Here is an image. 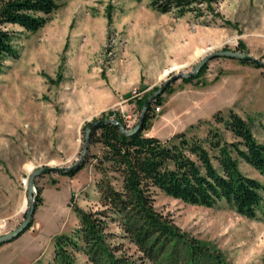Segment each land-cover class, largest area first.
Masks as SVG:
<instances>
[{
    "label": "rangeland",
    "instance_id": "1",
    "mask_svg": "<svg viewBox=\"0 0 264 264\" xmlns=\"http://www.w3.org/2000/svg\"><path fill=\"white\" fill-rule=\"evenodd\" d=\"M59 5L35 33L8 27L17 58L6 60L0 73V236L23 222L33 171L77 163L85 125L102 115L120 116L132 129L142 114L139 102L164 84L148 136L164 141L186 132L205 139L212 128L233 143L237 140L214 119L232 110L264 145V66L219 57L209 60L204 72L203 66L195 77H183L219 51L244 53L264 64V0H217L214 11L201 18L159 14L150 0H60ZM174 66L179 69L162 77ZM102 152L99 144L89 147V155ZM239 169L264 187V175L242 160ZM101 178L92 158L73 177L58 171L37 177L34 195L40 190L42 202H35L32 226L0 246V264H52L55 237L74 235L79 227L72 207L103 210L96 189ZM261 195L255 219L224 202L192 206L158 191L153 206L227 263L264 264V190ZM107 233L119 249L115 255L131 263L189 264L183 245L151 261L115 222ZM74 256L78 264H89L83 254Z\"/></svg>",
    "mask_w": 264,
    "mask_h": 264
},
{
    "label": "trees",
    "instance_id": "2",
    "mask_svg": "<svg viewBox=\"0 0 264 264\" xmlns=\"http://www.w3.org/2000/svg\"><path fill=\"white\" fill-rule=\"evenodd\" d=\"M59 2L0 0V73L6 60L17 58L13 32L8 27L18 26L35 33L59 9ZM216 3L217 0H150V7L159 14L173 13L178 18L192 14L201 18L213 12ZM204 70L205 66L201 73ZM145 101L139 102L141 107ZM161 102V95L152 101L139 130L132 135L123 133L105 115L92 121H105L93 127L89 136V147L102 146L101 157L89 155L88 148L83 160L63 175L75 176L92 158L102 176L96 189L103 210L86 212L72 207L79 227L74 235L55 237L52 264H78L74 256L77 253L83 254L89 264H134L117 257L115 253L119 249L108 242L107 228L112 222L148 260L155 261L171 248L183 245L189 264L208 260L229 264L218 251L181 232L170 219L159 214L154 209L153 196L158 191L183 203L205 208L224 202L238 215L255 219L264 187L240 171L239 160L264 175V145L255 139L249 124L232 110L226 117L219 114L214 119L237 140L233 143L226 142L212 128L205 139L189 136L186 132L164 141L148 136L153 106ZM114 120L127 131L131 130L120 116L116 115ZM35 202L36 205L42 202L40 190ZM31 226L32 221L26 231Z\"/></svg>",
    "mask_w": 264,
    "mask_h": 264
},
{
    "label": "water",
    "instance_id": "3",
    "mask_svg": "<svg viewBox=\"0 0 264 264\" xmlns=\"http://www.w3.org/2000/svg\"><path fill=\"white\" fill-rule=\"evenodd\" d=\"M219 57H225V58H229V59H237L240 61H244V62H249V63H254L260 66H264L263 63H261L260 61L250 57L249 55H246L244 53H240V52H235V51H219L216 52L212 55L207 56L206 58H204L200 63H198L195 67L192 73L187 74V75H183V77L188 78V77H195L196 74L202 69V67L211 59L213 58H219ZM166 84H164L161 88H159L149 99H147V101L144 103L143 105V109H142V114L139 118V120L137 121V123L134 125V127L130 130L127 131L122 124H120L118 121L115 120H110L109 122L119 126L121 131L127 135H132L134 133H136L143 120L145 117V114L148 110V108L150 107L152 101L157 97L163 94L164 90H165ZM105 121H97V122H90L86 128H85V132H84V142H83V146H82V150H81V154H80V158L78 160L77 163H75L73 166L71 167H67V168H59V169H55V168H48V167H43V168H39L35 171H33L29 178H28V186H27V201H28V206L25 207L24 209V219L23 222L12 232L7 233L3 236H0V246L4 245L6 243H10L14 240H16L18 237H20L27 229L28 225L31 223L34 214H35V199L36 196L34 195L35 192V180L37 177H39L40 175L43 174H47V173H51L54 171H58V172H67L69 170H71L72 168L76 167L84 158V156L86 155L88 148H89V136H90V132L91 129L101 123H103Z\"/></svg>",
    "mask_w": 264,
    "mask_h": 264
},
{
    "label": "bare ground",
    "instance_id": "4",
    "mask_svg": "<svg viewBox=\"0 0 264 264\" xmlns=\"http://www.w3.org/2000/svg\"><path fill=\"white\" fill-rule=\"evenodd\" d=\"M203 52H204V51H203ZM177 69H179V66H174V67H172V68H170V69L165 70V71L162 73V77L167 76L170 72H172V71H174V70H177Z\"/></svg>",
    "mask_w": 264,
    "mask_h": 264
},
{
    "label": "built area",
    "instance_id": "5",
    "mask_svg": "<svg viewBox=\"0 0 264 264\" xmlns=\"http://www.w3.org/2000/svg\"><path fill=\"white\" fill-rule=\"evenodd\" d=\"M155 110H156V111H159V108H158V107H156V108H155Z\"/></svg>",
    "mask_w": 264,
    "mask_h": 264
},
{
    "label": "crops",
    "instance_id": "6",
    "mask_svg": "<svg viewBox=\"0 0 264 264\" xmlns=\"http://www.w3.org/2000/svg\"><path fill=\"white\" fill-rule=\"evenodd\" d=\"M10 244V243H9Z\"/></svg>",
    "mask_w": 264,
    "mask_h": 264
}]
</instances>
